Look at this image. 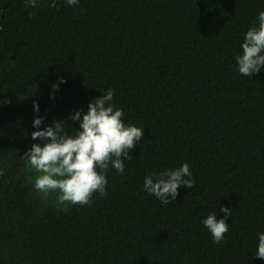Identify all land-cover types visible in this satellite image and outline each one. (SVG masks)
Masks as SVG:
<instances>
[{"label": "trees", "instance_id": "obj_1", "mask_svg": "<svg viewBox=\"0 0 264 264\" xmlns=\"http://www.w3.org/2000/svg\"><path fill=\"white\" fill-rule=\"evenodd\" d=\"M50 4L0 0V264H264V70L235 63L264 0ZM109 87L143 135L106 195L58 208L33 187V118L72 134L71 114ZM183 162L195 184L175 201L142 188ZM221 205L233 215L214 243L202 219Z\"/></svg>", "mask_w": 264, "mask_h": 264}, {"label": "clouds", "instance_id": "obj_2", "mask_svg": "<svg viewBox=\"0 0 264 264\" xmlns=\"http://www.w3.org/2000/svg\"><path fill=\"white\" fill-rule=\"evenodd\" d=\"M41 0H24L25 8H36ZM68 6H78L80 0H64ZM51 0L50 6H55ZM241 51L235 55L236 71L249 76L264 70V9L259 10L252 24L243 34ZM61 82L63 80L61 79ZM53 88H59L54 84ZM102 95L89 101L87 110L77 109L70 120L79 124L72 134L66 130L63 121L53 120L40 127L44 117L35 116L32 124L33 143L25 153L29 166L38 175L33 187L37 192L47 195L57 192L60 203L90 205L93 193L107 194V172L114 168L123 174L125 161L131 160L130 150L140 141L143 127L127 123L123 119L125 111L115 103L114 88L101 90ZM33 110L39 111V104L33 103ZM195 178L189 162L178 167L167 168L160 172H151L143 178L142 188L154 195L162 204L175 201L179 186L191 189ZM224 214L218 218L217 211L210 212L202 219V224L211 234L214 243H220L229 231L227 218L232 209L220 206ZM255 255L264 259V231L257 234Z\"/></svg>", "mask_w": 264, "mask_h": 264}, {"label": "rangeland", "instance_id": "obj_3", "mask_svg": "<svg viewBox=\"0 0 264 264\" xmlns=\"http://www.w3.org/2000/svg\"><path fill=\"white\" fill-rule=\"evenodd\" d=\"M42 196L47 202H49L52 205H55L58 208H65L69 204V202H65V203L58 202V200H57V192H55V191L50 192L47 195L42 193Z\"/></svg>", "mask_w": 264, "mask_h": 264}]
</instances>
